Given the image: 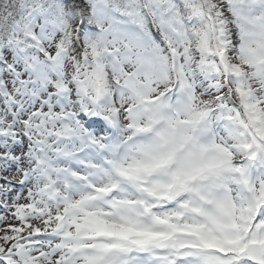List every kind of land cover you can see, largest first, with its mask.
Listing matches in <instances>:
<instances>
[{
  "label": "snow or ice",
  "instance_id": "snow-or-ice-1",
  "mask_svg": "<svg viewBox=\"0 0 264 264\" xmlns=\"http://www.w3.org/2000/svg\"><path fill=\"white\" fill-rule=\"evenodd\" d=\"M0 264H264V0H0Z\"/></svg>",
  "mask_w": 264,
  "mask_h": 264
}]
</instances>
